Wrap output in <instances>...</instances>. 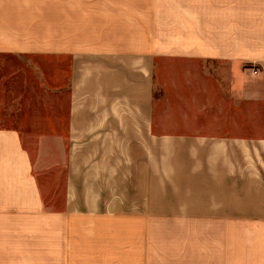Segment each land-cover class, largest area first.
<instances>
[{
	"label": "crops",
	"instance_id": "0c3cea01",
	"mask_svg": "<svg viewBox=\"0 0 264 264\" xmlns=\"http://www.w3.org/2000/svg\"><path fill=\"white\" fill-rule=\"evenodd\" d=\"M247 4L218 13L211 3L192 31L174 34L159 33L154 0H56L48 27L38 13L33 23L3 24L0 54L48 58L60 85L45 84L42 69L0 74V264H264V11L252 20ZM164 58L208 68L155 69ZM157 84L176 96L161 110ZM181 84L192 86L189 97ZM173 121L182 125L171 132ZM19 122L47 129L35 136L66 138L48 161L50 175L66 169L59 208L45 206L31 154L8 124ZM155 139L170 144L161 147L164 184L193 192L161 210L148 204ZM126 168L145 190V209H75L79 186L89 202L126 201Z\"/></svg>",
	"mask_w": 264,
	"mask_h": 264
},
{
	"label": "rangeland",
	"instance_id": "374dc122",
	"mask_svg": "<svg viewBox=\"0 0 264 264\" xmlns=\"http://www.w3.org/2000/svg\"><path fill=\"white\" fill-rule=\"evenodd\" d=\"M55 2L56 0H0V30L2 29L3 24L7 25H15L22 23H33V15L34 13H38L41 15V19L36 21V23L40 22L43 25L48 27L49 25V12L51 2ZM91 2H98L99 0H90ZM124 1V0H123ZM143 2L146 0H132ZM155 1V13L159 14L156 18L159 19V24H157V29L160 31H167V29H175L179 26L183 27L186 30L192 31L194 19L199 20L198 16L203 13L209 14L210 4L214 3L218 5L217 12L222 13L224 10L222 6L227 2H233L236 5L243 3H248L250 6L248 12L251 15V19L254 17H258V13L263 12L264 10L259 9L260 6H263V3L260 0H154ZM247 4V5H248ZM241 10L235 9L232 12H239ZM252 20L250 24H252ZM32 21V22H30ZM202 22H204L202 20ZM227 20L225 18H221L218 21V25H225ZM161 28V30H160ZM173 34L174 31L172 30ZM172 37L173 35H167ZM185 40L183 42L188 41L190 39L188 36L184 37ZM203 62H199L193 58H164L161 61H157L155 64V69H207ZM5 69H12L9 71L11 74H18L21 69H42L40 72L43 75V81L45 84L49 85H60L55 84L54 82H50V74L52 72V68H50V61L47 58L46 61L36 58V57H17L6 54H0V74H6L7 71ZM24 72H26L24 70ZM33 72V70H32ZM34 77L33 73L31 74ZM33 81V79H32ZM48 85V86H49ZM161 85H155V110H161L163 108L162 103L166 100V98H170L172 100L176 99V96L173 95L174 91L171 87L165 86V90L160 88ZM181 89L183 96L189 97L187 93L191 92L192 86L187 84H181L178 86ZM55 91H42L41 99H42V108L46 109L47 104L51 103L50 100H53V94ZM186 94V95H184ZM39 93L36 92V100H38ZM35 97V96H33ZM174 108H176L174 106ZM16 126L22 135L23 146L30 152L31 157L33 159L35 174L38 177L39 183L42 186L43 192L45 193V206L46 208L53 209L59 208V206L63 203L64 198V182H65V173L66 169L64 165L58 167V171L54 174L50 175V162L49 153L53 151L55 153H62L63 150L67 147L66 138H42L35 136L36 133H47V129H37L39 123H28V122H19V123H8ZM6 126L7 124L4 123ZM64 125V124H63ZM161 123L155 122V133H161ZM179 125H182L180 121H173L168 123L170 126V131L174 132L177 130ZM43 128V127H42ZM49 132V131H48ZM64 134V132H63ZM135 140L134 137H123V145L127 144L128 140ZM161 139H155V172H154V187H153V196H148L149 202L148 204L152 207L153 210H161L163 208H168L171 205V201L175 200L176 197L191 195L193 194L192 189L184 186H169L165 185L169 180L165 178L163 165L168 162V156L165 153H161L162 145L168 146V142L163 144ZM157 151V152H156ZM60 158L61 154H56L53 157ZM168 158V159H167ZM176 159V155H174V159ZM130 166V164H126ZM127 166V167H128ZM168 166V164H167ZM136 171L131 169H123L122 171V182H123V192L125 194L132 193V195H127L126 201L116 202V203H108L106 201L100 202H89L85 200L86 194L81 193V186H79V194L78 198H75L74 207L76 210H85L86 208H91L94 205L100 211H104L106 209L114 208H122L125 211L131 210H139L140 208H146V194L145 190H141V186H137L138 178ZM79 184L81 185V178H79ZM189 189L190 192L186 190ZM104 198L108 196L103 195ZM131 198V200H129ZM150 209V210H152Z\"/></svg>",
	"mask_w": 264,
	"mask_h": 264
},
{
	"label": "built area",
	"instance_id": "2783aa9c",
	"mask_svg": "<svg viewBox=\"0 0 264 264\" xmlns=\"http://www.w3.org/2000/svg\"><path fill=\"white\" fill-rule=\"evenodd\" d=\"M253 74H257V70L254 69V70H253Z\"/></svg>",
	"mask_w": 264,
	"mask_h": 264
}]
</instances>
